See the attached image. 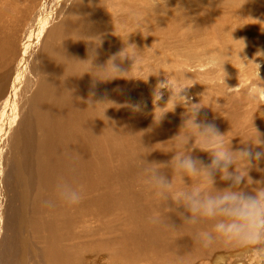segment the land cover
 I'll use <instances>...</instances> for the list:
<instances>
[{
  "label": "rangeland",
  "instance_id": "obj_1",
  "mask_svg": "<svg viewBox=\"0 0 264 264\" xmlns=\"http://www.w3.org/2000/svg\"><path fill=\"white\" fill-rule=\"evenodd\" d=\"M74 1L76 0L56 1L52 12V14L55 12L54 18L51 20L50 26L43 29V33L42 31L40 32L38 38H36L38 42L33 39L37 42L36 44L35 42L32 43V40V42H29L32 44L28 54L24 58L26 64L20 77L19 89L17 88L16 93L18 95L15 93V100L14 102L12 101L13 104H15L16 119L14 118L10 123H7L6 134H4L0 140V156H2L0 158H2L1 161H4L3 165H1L2 169L0 173L1 249L5 246L2 244L7 238L17 239L21 235V229H19V225L17 224L19 216L25 217L26 212L30 213V211L34 210L32 206L37 190V182L34 176H29V183H27L25 179H22V182V180L17 179L13 175V178L6 183L1 179H5L11 172V168L8 166V159H11V155L15 154V146H11L15 141L14 135L17 134V138L23 142L26 153L24 156L29 160V158L33 156L35 140L40 133L39 114L41 111L39 104L42 107L46 105L44 98L39 99L40 89L44 88L51 90L61 86L62 89L69 90L71 84L75 82L73 77L69 75H74L78 71L77 67H81L80 65L46 66L44 70V66H42L45 59L49 58H46L45 54L44 57L41 56V53H44L43 50L46 52H53L50 42L47 40V37L50 36V29L64 19V16L71 9ZM89 1H95L92 7L96 10V13L98 10L100 11V19L103 15H105L103 17H106L111 14L108 18H112L113 22H124L125 27L129 25V20H120V18L131 12V0ZM234 1L235 0H138L142 5L149 2L147 4V14L145 13L148 16H145L149 17V11L151 12L150 16L153 20V26L160 30L164 29L165 40L160 45V39L152 37L154 31H149L148 34L151 35L152 45L157 49H153L149 54L144 51L140 52L135 62L133 59L126 57L125 61L119 64L122 70H130L123 75L135 78H118L120 92L117 108L119 111L113 118L119 115V122L122 121V125L128 124L129 122L131 124V129L123 128L121 134L119 133L120 131L116 132L117 134H113L118 142L116 141V147L107 148L106 152H104L112 159V163L103 170V173L99 174L97 171L93 172V170L88 168L87 163H85L87 174L79 170V173H83L75 177L76 180L74 181V188L83 192V199L79 204L74 206L66 205L65 209V206L61 204L62 202L57 198L56 200L52 199L51 204L48 202L49 205L53 207L56 206L55 210L53 207L51 209V206H49V208H45V211H43L44 217L53 216L58 220V224L61 227L59 233L64 236L63 241L71 244V247H74H69L72 252H74L72 264H183L184 261L182 263L180 251L179 255L177 253V246H179V244L181 245V238L187 234H190L189 240L191 242L188 244V247L184 249V251H188L186 255L189 256L191 254L190 250L192 249L194 251L201 250L205 253L201 252L200 255L199 251H196L200 258L194 263L187 261L184 264H208L211 259L209 255L216 248L202 250L199 243H196V238L193 233L190 231L191 225L182 222L181 217L177 215L176 212H169L166 215L167 209H161L159 202L151 197L149 193V201L152 200L150 209L135 202L138 199L136 195L137 187L141 190L138 174L140 166L144 163L142 155L149 152L143 157L149 162L155 161L157 156V162H167V160L169 161L171 159L174 153L165 152L170 145V141L169 143L165 141L178 133L179 127H177L175 120L183 118V113L185 111L183 106L177 105L174 110L168 111L164 115L162 121L158 125L154 124V112L159 114L162 111L172 108L171 100L166 104L170 96V91L167 89H161L163 93L162 99L155 105L153 90L158 81L167 79V82L173 88L187 85L188 87L184 94L191 98L190 102H200L204 105L199 112L198 120L213 123L217 129L230 127L234 122V117H236L238 121L240 119L242 121H247L249 124L248 130L250 129V131H252V129L257 127L261 120L264 119L263 112H261L264 104V97L262 93L259 92V90L264 91V51L259 53L255 51L257 48L251 47V45L255 47H264L263 38H260V34L253 31L264 19V12L256 11L255 15L247 13L248 18L245 19L244 23L248 25L251 24L249 27H242V25L239 24L240 18L238 15L229 16V18L227 16L229 27L222 24L224 21L223 18L215 19L216 27L213 25V16H205L203 20H200L202 13L213 10L212 8L204 9L206 3H217L218 7L226 12V15H232L235 14L232 10ZM246 1L247 5H253L254 2L264 3V0ZM239 4L240 1H238L237 6H239ZM187 9L189 11H187ZM231 10L232 13H230ZM34 14L35 11L28 15V17L30 16V20L24 17L23 22L25 24L22 23V25L19 23L18 26L13 24L15 22L11 17H7L8 19L5 23H8L9 26L0 28V92L2 97L8 94L9 82L15 71L16 56L11 55V49L17 46V49L20 51L21 41L25 34L26 26L29 22L31 23V17H33ZM129 15H131V13ZM145 16L142 14L139 17L143 19ZM242 16L243 15L240 17ZM155 19L158 20L156 21ZM103 20H105V18H103ZM248 20H251L250 24ZM183 21H185V23H183ZM140 23L141 21L137 22L134 27L138 28ZM172 23H174L173 27L174 25L177 26V29H171L170 26H172ZM221 25L230 28L232 35H230L226 29L220 32L218 27ZM202 27H207L205 29L207 36L194 33L197 30H201ZM35 32L36 31L33 29V35H35ZM29 34L30 32L28 30L26 35L29 37ZM131 40L134 42L143 41L139 36L132 37ZM203 41L206 43H203ZM232 44L234 45L232 46ZM87 53L88 52H86V54ZM81 62L80 60L78 63ZM4 66H7V73L4 72ZM88 68L89 66H86V71H88ZM85 81L87 98L89 94L93 93L91 91L92 81L89 78L88 72H86V75H83V77L80 76L78 80L80 83H84ZM245 91L251 93L257 92L258 95H256L258 96V100L247 103ZM259 104L262 105L259 106L258 112L254 114L253 118V113L256 111ZM155 106L164 107L160 108ZM77 109H79V111L83 109L82 103L78 105ZM238 109L239 111H237ZM259 112L261 113L259 114ZM1 113H3V111L0 108V114ZM2 122L3 121L0 120V127ZM130 131H132L133 135H135L136 132L137 134H139L138 132H143L144 134H142V136L145 135L143 136L144 140L140 137H136L137 134L133 136ZM219 131L223 133L222 130ZM122 132L127 133L124 135ZM223 134L226 143L228 137L226 133ZM117 136H119V139L124 140L123 143L128 144L129 142L133 147L131 148L129 144V146L125 144L122 146L126 149H122L121 145H118L119 139ZM122 140H120V142H122ZM194 152V157L208 162V154L204 153V155H199L198 150ZM120 162H124L123 166L116 168L115 163L119 164ZM35 169L36 167L34 166V170ZM19 175H22V173L20 172ZM130 178L135 181L132 183ZM122 186L129 187L130 190L127 192L126 196H122V200L119 201V199L115 197V194L122 192ZM111 188L113 190L112 193ZM21 189H27L29 195L28 199L26 195L21 197L19 192ZM141 191L146 193L144 189ZM141 191L139 193H142ZM51 192L56 195L55 191ZM105 192L106 194H104ZM107 192L111 194L107 195ZM25 200L30 201L26 206L23 204ZM10 202L16 205L14 207H9ZM170 202L171 201H169V205H171ZM51 211H53V213H51ZM177 211L183 210L179 208ZM139 213H142L145 217V223L138 221ZM58 215H60V217ZM153 215L160 216L159 223L150 222V218ZM29 217L30 216L27 218L29 219ZM132 219H135V221L133 222ZM64 220L68 221L64 222ZM168 229H170V231H168ZM29 230L30 229L26 227L24 233L27 236L29 248L27 249V251H29L26 252L29 253L27 256H30L28 260L36 261L39 258L42 260L43 257H41V253H39L40 257H31L33 255L32 249L36 248L39 250L41 248V243L47 246L50 245L41 241V239L39 242L37 241L35 236L38 232L41 235L40 231H33L34 236L32 237ZM45 232L46 231L42 229V233L44 234ZM101 234H104V236L102 237ZM128 234L130 235L128 236ZM71 240L73 242H71ZM195 246L198 249L195 248ZM20 257L21 255L16 253L12 261H15V258L19 260ZM226 263L235 264L230 258L224 260L223 264Z\"/></svg>",
  "mask_w": 264,
  "mask_h": 264
},
{
  "label": "bare ground",
  "instance_id": "obj_2",
  "mask_svg": "<svg viewBox=\"0 0 264 264\" xmlns=\"http://www.w3.org/2000/svg\"><path fill=\"white\" fill-rule=\"evenodd\" d=\"M56 1L57 0H0V28H6L7 26H9L8 23H5L6 20L8 19L7 17H11L15 22L13 24H16V26H18L19 23L21 24L24 23L23 22L24 17L29 19L30 16L28 17V15L31 12L34 13L35 11L34 16L31 17L32 18L31 23L29 22L28 25L26 26V31L21 41L20 51L19 49H17V46L11 49L12 50L11 55L16 56V60H15L16 63H15V71L13 77L9 82L8 94L5 97H2L0 92V108L3 111V113L0 114V120L3 121L0 127V140L2 139L4 134H6L7 123H10L12 119L14 120V118L17 115L15 111V104H13V102L15 100L14 95L17 92V88L19 89L18 86L20 82V77L24 71L25 68L24 66L26 64L24 58L28 54L31 44L35 42L34 40H36V38H38L40 32L43 29H46L47 26H50V22L54 18L55 12L53 14L52 12ZM207 1H211V0H207ZM238 1H240L239 6H237ZM93 2L89 0L74 1L71 6V9L64 16V19L58 22L50 29V36L47 37V40L50 42V46L53 52H46L45 50H43L44 53L43 52L41 53L42 57H44V54L46 58L49 57L45 59L44 64L42 65L44 66L43 67L44 70L46 69V66L80 65L81 67H77L78 71L74 75H69L70 77H73L75 81L71 84L69 90L62 89L61 86H58L57 88L51 90L44 88L40 89L39 99L44 98L46 105L42 107L39 104L40 106L39 108L41 111V113L39 114L40 133L38 134L35 140V147L32 156L33 158L30 157L29 160L26 159V157L24 156L26 153L23 142L19 138H17V134L14 135L15 141L11 144V146H15V154L11 155L12 156L11 159H8V166L9 168H11V172L6 176L5 179L4 178L1 179H3L4 183H6L8 180L13 178L12 177L13 175L17 179L20 180L25 179L27 183H29V176H34L35 181L37 182V190L35 192V197L32 206L34 210L30 211V213L26 212L25 217L19 216V221L17 224L19 225L18 226L19 229H21V235L17 239L7 238L2 244L5 246L3 247V249L0 248V264H72V258L74 257L73 256L74 252H72V250L69 248L71 247V244L65 243L63 241L64 236L59 233L61 227L58 224V220L53 216H49V217L43 216V211H45V208H49V206H51L49 205L51 204V200L52 199L56 200L58 198L57 195L52 194L51 191H55L56 183L60 178H63L65 182L69 183L70 185H72V187H74V181L76 180L75 177H77L79 174H82L83 172L87 174L86 172L87 168L85 169L86 167L85 163H87L88 168L93 170V172L97 171L99 174L103 173V170L108 165H110V163H112V159L107 155V153L104 152H106L107 148L116 147L117 140L113 134L119 131H120L119 133L121 134L123 128L131 129V124L129 122L128 124L126 123L125 125H122V121L119 122V117H118L119 115L113 118V116L118 114L119 111L117 108L119 92H120V83L118 78H114L110 81L102 82L95 79L92 76V74L88 72L89 78L92 81L91 91L93 93L89 94L88 97L86 98V81L84 83H80L78 82V80L80 76L83 77V75H86V73H84L86 71V66H89L90 68V60H87L89 59L90 50L94 49L96 53L92 61L93 66H100L103 65L111 55L119 52L120 50H122V48L126 46L125 42L127 41V37H128L127 43L135 44L140 52L144 51L145 53L148 54L153 49L154 50L157 49L154 48L152 45L151 35L148 34L149 31L151 30L154 31V35L152 37L155 39H160L161 41L160 45L165 40L164 29L160 30L159 28L153 26V20L152 17L150 16L151 15L150 11H149V17H146L148 16L146 15L147 14L146 12L148 10L147 4L149 2L145 5H142L140 4V2H138V0H131V7H132V10H130L131 15H129L130 14L129 13L120 18V20H129L128 22L129 25L126 27L124 22L116 23L112 21V18L109 19L108 16L111 14L107 15L106 17H103L105 16L103 15L102 18L100 19L101 17L99 15L100 11L98 10L96 13V10L92 7L94 6ZM246 2H247L246 0H235L233 6L231 5L233 8L232 9L233 12H235V14L232 15L231 14L226 15V12L221 10L218 7L217 3H211V2L206 3V7L204 9L212 8L213 10H209L207 13H202L200 20H203L205 16L208 17L213 16V25L214 27H216L215 19L223 18L224 21L222 24L229 27L227 16L229 18V16L238 15V17L240 18L239 24L242 25V27H249L251 26L250 24L251 20H248L250 21L249 22L250 25L244 23L245 19L248 18L247 13L251 15H255L256 11L264 12V3L254 2L253 5L252 4L247 5ZM232 10L230 11V13H232ZM187 11L189 10L187 9ZM202 11L204 12L203 9ZM142 14L144 16L146 15L143 19L139 17ZM241 15L243 16L240 17ZM103 18H105V20H103ZM139 21H141L139 27L135 28L134 26ZM183 23H185V21H183ZM236 23L238 24L237 21ZM173 24L174 23H172V26H170L171 29L172 30L177 29V26L174 25L173 27ZM224 25L219 26L218 30L221 32L226 29L227 32L230 35H232L230 28H226ZM206 28L207 27H202L201 30H197L194 33L200 34L202 36H207V32L205 31ZM33 29L36 31L35 35H33ZM28 30L30 32L29 37L26 35V32ZM253 31L257 34H260V38H263L264 40V19L262 20L260 25L254 28ZM43 32L44 31H42V33ZM97 35L100 36L101 38V43L99 46H96L93 41H88L89 39H93L98 44L99 37H93ZM135 36L141 37L143 41L142 42L132 41L131 38ZM36 41L38 42V40ZM37 42H35V44ZM203 43L206 42L203 41ZM135 45L130 46V48L135 47ZM233 45L234 44H232V46ZM251 47L257 48L255 51L259 53L264 51L263 46L255 47L254 45H251ZM86 52L88 53L86 54ZM80 60L82 62L78 63ZM123 61H125V59ZM86 62L88 65L86 64ZM121 62L122 61L120 60L116 61L117 64H121ZM7 71H8L7 66H4V72L7 73ZM259 92L262 93V96L264 97V91L259 90ZM254 93L257 94V92ZM80 103H82V108H83L81 111L77 109ZM93 105L95 106L93 107ZM237 111H239V109ZM261 111H264V104L262 106ZM182 119L183 118L175 120L177 127H180L182 123ZM248 125L249 124L247 121H242L241 119L238 121L237 118L234 117V122L233 124L230 125V127L219 128L218 130H222L223 133L227 134L228 141L226 142V144H228L231 141V145L235 149V148L244 147V145H242L240 141L248 139L249 136H255L257 134L256 129L262 134L261 138L264 139V119L261 120L258 126L254 127L252 131H250V129L248 130ZM130 132L132 134V131ZM123 133L124 132H122V134ZM126 133L127 132H125L124 135H126ZM138 133L139 134H137V132L135 133V135L137 134L136 137H140L143 139V136L145 135L142 136V134L144 133L143 132H138ZM117 138L119 139V136H117ZM120 140L122 139H119L118 145L119 146L121 145L122 149H124L122 145L125 144L128 145L129 142L127 144V143H123L124 140H122V142H120ZM129 145H128L129 147L131 148L133 147L132 144ZM249 147H251V145H249ZM0 150H1V142H0ZM252 150L260 151L261 149L257 147ZM194 153L195 152H193L192 154ZM198 153L199 155L202 154L204 155V153L207 154L206 152H202V151H199ZM75 155L77 158L75 157ZM157 158L155 160L156 162L158 160ZM1 160L2 158H0V173L2 169L1 165H3L4 163V161ZM115 164H116L115 166L116 168H120L123 166L124 162H120L119 164L115 163ZM34 166L36 167L35 170H34ZM258 166L260 168H264V159L259 161ZM79 170L83 172L79 173ZM20 172L22 173V175H19ZM165 172L166 174L170 175V170L166 169ZM249 174L253 180H259L262 177H264V173L256 171L255 169H252ZM130 181H132L133 183V181L135 180L130 178ZM185 181L186 183L191 182L187 177L185 178ZM217 186L223 187L225 186V182L220 181L217 178ZM178 187H183V185H178ZM142 189L143 187L141 186V190ZM21 190H19L21 197L26 195V198L28 199L29 195L27 193L28 192L27 189L22 191ZM129 190H130L129 187L122 186V192L115 194V197L119 199V201H121L122 196H126ZM141 190L140 188L137 187L136 195L138 199L135 203L142 204L144 205V207L150 209L151 208L150 203L152 202V200L149 201V194L147 191L146 193H144V191ZM140 191L142 193H139ZM112 192L113 190L111 191V193ZM104 194H106V192ZM108 194L109 193L107 192V195ZM28 202L30 201L25 200L23 202L24 206H26ZM15 205H16L15 203L10 202L9 207L10 206L14 207ZM63 205L65 206L66 209V205L65 204ZM52 207L53 206H51V209ZM55 207H53L54 210ZM51 213H53V211H51ZM28 216H30L29 219L27 218ZM58 216L60 217V215ZM68 220H64V222ZM132 221L134 222L135 219H132ZM138 221L145 223L146 219L142 213H139ZM206 226H207L206 224H198L195 226L191 225L190 231L193 233L194 237L196 238L197 231L200 228ZM26 227L30 229L29 231L32 237L34 236L33 231L36 230L40 231L41 235L38 232V234H36L35 236L37 241L39 242L41 239V241L46 242L50 245L47 246L41 243V248L39 249L40 252L36 248L32 249L33 255L31 257L34 258L40 257L39 253H41V257H43L42 260H40V258L37 259L36 261L28 260L30 256L29 255L27 256V254L29 253L26 252L29 251V250L27 251V249L29 248L27 244V236L24 234L26 231ZM42 229L46 231L44 234L42 233ZM168 231H170V229H168ZM129 235L130 234H128V236ZM103 236L104 234L102 235V237ZM189 237L190 234L184 235V237L181 238V245L179 244V246H177V253L179 255V251H180L182 263L183 261L184 263L187 261L189 262L191 261L192 263L196 262L197 259L200 258L199 254L201 255L202 252L201 250H198L199 251L198 254L196 253L197 250L194 251L193 249L192 250L189 249L191 254L189 256L186 255L188 251H184V249L187 248L188 244H190L191 242L189 240ZM72 240L71 242H73ZM197 242L198 241L196 238V243ZM196 246L195 248H197ZM16 253H19L21 257L19 258V260H16L15 258V261H12ZM209 256L211 259L209 260L208 264H212L214 258L216 260V264H223L224 260H226L227 258H230L231 261L235 264H256V261L258 259L254 254H249L246 251H237L231 249H226L222 251L215 249Z\"/></svg>",
  "mask_w": 264,
  "mask_h": 264
},
{
  "label": "clouds",
  "instance_id": "obj_3",
  "mask_svg": "<svg viewBox=\"0 0 264 264\" xmlns=\"http://www.w3.org/2000/svg\"><path fill=\"white\" fill-rule=\"evenodd\" d=\"M93 37H99L98 44L93 39L88 41H93L99 46L100 36ZM127 41L122 50L111 55L100 66H93L92 61L96 53L94 49L90 50L87 59L90 60V68L84 73L89 72L102 82L121 77L135 78L123 75L130 70H122L116 63L126 57L135 62L140 54L136 45ZM132 45L135 47L130 48ZM187 87L184 85L173 88L167 79L158 81L155 85V105L162 99L161 89H167L170 96L166 104L171 100L172 108L159 114L154 112V124L158 125L164 115L174 110L177 105L183 106L185 111L178 133L166 141H170V146L165 152H173L174 155L167 162H149L143 158L149 152L143 154L144 163L140 166L139 183L159 202L161 209H167L166 215L176 212L184 223L207 225L196 233L197 241L203 250L216 248L221 251H246L258 258L256 264H264V177L253 180L249 174L252 169L264 173V168L258 166L259 161L264 159L262 134L255 128L257 134L241 140L240 143L244 145L241 148L234 149L231 141L226 144L224 134L215 124L198 120L204 105L200 102H190L191 98L184 94ZM245 96L247 103L258 100L255 93L245 91ZM260 105L262 104H259L253 113V118ZM257 147L261 150H252ZM195 150L206 152L209 156L208 162L194 157L192 153ZM166 169L170 170V177L166 174ZM186 177L190 183H186ZM217 178L225 182V186L218 187ZM55 192L60 202L67 206L77 205L83 199V192L72 187L63 178L58 179ZM179 208L183 211H177ZM150 222L159 223L160 216L153 215ZM212 264H216L215 258Z\"/></svg>",
  "mask_w": 264,
  "mask_h": 264
}]
</instances>
